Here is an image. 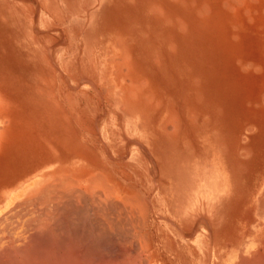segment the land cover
I'll return each instance as SVG.
<instances>
[{
	"label": "rangeland",
	"instance_id": "1",
	"mask_svg": "<svg viewBox=\"0 0 264 264\" xmlns=\"http://www.w3.org/2000/svg\"><path fill=\"white\" fill-rule=\"evenodd\" d=\"M63 83L86 137L56 138L35 168L33 101ZM263 182L264 0H0V264L23 244L29 264L68 247L83 263L205 264L208 205Z\"/></svg>",
	"mask_w": 264,
	"mask_h": 264
},
{
	"label": "crops",
	"instance_id": "2",
	"mask_svg": "<svg viewBox=\"0 0 264 264\" xmlns=\"http://www.w3.org/2000/svg\"><path fill=\"white\" fill-rule=\"evenodd\" d=\"M63 85L59 88V92L62 94H59L58 99L52 93L54 90L51 91L50 85L47 84V93L50 98L47 96L46 99L34 100L36 103L33 101L36 109L41 107V109L34 110L36 122L32 121V139L36 140V144L32 143V147H36L35 168H40L39 164L44 158L51 160L48 155L54 156L56 138L86 137L85 130L78 126L85 121L86 115L82 118H73V115L77 114V108L73 111L76 106H80L84 110L81 103L83 99L80 95H75L72 98L66 88H70V84L63 83ZM84 112L86 114L85 110ZM40 114L41 117H39ZM62 115L68 118L55 122V118ZM71 122L77 125L73 129L70 126ZM72 132L74 135L71 134ZM77 132L79 133L77 134ZM18 179L19 174L14 175L13 180L11 176L4 185L2 204L9 194L15 193L5 211L12 210L21 199V184L16 183ZM174 187L177 192L176 182ZM259 188L255 195L245 194L247 191L236 196L226 194V196H222L221 205H208L209 210L213 213L214 222L211 226L199 227L198 235L200 237L196 239V248L205 258V264H257L259 258L264 260V182L259 185ZM18 189H20L19 192H17ZM168 201L170 199L164 198V202ZM254 259H257V263L253 262Z\"/></svg>",
	"mask_w": 264,
	"mask_h": 264
},
{
	"label": "bare ground",
	"instance_id": "3",
	"mask_svg": "<svg viewBox=\"0 0 264 264\" xmlns=\"http://www.w3.org/2000/svg\"><path fill=\"white\" fill-rule=\"evenodd\" d=\"M126 57V56H125ZM123 71V70H122ZM4 123V122H3ZM255 143V142H254ZM63 179H68L67 177L66 178H63ZM58 180V179H57ZM59 181H61V180H59ZM65 181H67V180H65ZM57 182V181H56ZM70 183V182H69ZM77 183V182H76ZM76 183L74 184V185H76ZM28 184V185H27ZM26 185V189H31V186H33L32 184H34V182H32V181H30V182H28ZM67 184V183H66ZM65 184V185H66ZM83 186H84V182H82L81 183ZM61 185V184H60ZM70 185V184H69ZM25 185H23V187H24ZM23 187H22V185H21V187L20 188H22L23 189ZM43 187H45V186H43ZM67 187V186H66ZM65 187V188H66ZM70 188V187H69ZM96 188V187H95ZM42 189V188H41ZM58 189V188H57ZM72 189H74V188H72ZM72 189L70 188V193L69 194H67L68 196H70V194H71V192H72ZM87 191L90 189V196H91V198L89 199V200H91V204L93 203V201L94 202H99V197H100V195H99V197L97 196V192H95V190H91V188L90 187H86L85 188ZM64 190V189H63ZM32 191V190H31ZM56 191V190H55ZM60 191V190H59ZM65 191V190H64ZM75 191H77V190H75ZM68 192V191H67ZM74 192V191H73ZM58 193V192H57ZM60 193V192H59ZM66 193V192H65ZM64 192H62V194H65ZM82 193V192H81ZM61 194V193H60ZM77 196L76 197H78V196H80L79 194V191L77 192ZM37 195V194H36ZM40 195V194H39ZM73 195V194H72ZM81 195H83V194H81ZM60 196L61 195H59V198H60ZM63 197H64V195H62ZM61 196V197H62ZM84 197H85V195H83ZM105 196V195H104ZM67 196H65L64 198H66ZM73 197V196H72ZM81 197V196H80ZM199 197H201V196H199ZM73 198H75V195H74V197ZM73 198H71V199H73ZM35 199V198H34ZM37 199H38V197H37ZM53 199V198H52ZM54 199H55V197H54ZM57 199H58V197H57ZM67 199H69V200H71L70 199V197H68ZM66 199V200H67ZM78 198H76V200H77ZM80 200L79 201H81V198H79ZM84 199H86V197L84 198ZM103 199H105L106 200V197L105 198H103ZM36 200V199H35ZM83 200V199H82ZM104 200V201H105ZM38 201H40V198H39V200ZM42 201V200H41ZM40 201V202H41ZM56 201V200H55ZM54 201V202H55ZM61 201V200H60ZM65 200L63 199V202H64ZM72 201H75V200H72ZM79 201L77 202V203H79ZM84 201V200H83ZM86 201H87V199H86ZM59 202V201H58ZM57 201H56V203L58 204H56L57 206H60V205H62V206H64L63 205V203H61V204H59ZM43 203V202H42ZM65 203V202H64ZM68 204L70 203V201L69 202H67ZM77 203L76 204H74L75 206H77ZM81 203H82V201H81ZM90 203H88V204H90ZM71 204V203H70ZM84 204H86V202H84ZM94 204V203H93ZM92 204V205H93ZM98 204V203H97ZM42 205H44V204H42ZM72 205V204H71ZM70 205V206H71ZM81 205V204H80ZM87 205V204H86ZM127 205V204H126ZM41 206V205H40ZM56 206V207H57ZM67 206V205H66ZM66 206H64V207H66ZM75 206L73 207V209H76L75 208ZM90 206V205H89ZM44 207V206H43ZM48 207V206H47ZM54 207H55V205H54ZM63 207V208H64ZM69 207V206H68ZM72 207V206H71ZM78 207H80V206H78ZM82 207H83V205H82ZM92 207V206H91ZM94 207L96 208V206L94 205ZM2 208L3 209H5V205L4 206H2ZM86 209H87V206L85 207ZM45 209V208H44ZM50 209H52V208H50ZM56 209V208H55ZM59 209V208H58ZM57 209V210H58ZM61 209V208H60ZM67 209V208H66ZM102 209V208H101ZM2 209H0V211H1ZM46 210V209H45ZM68 210V209H67ZM71 210H72V208H71ZM77 210V209H76ZM52 211V210H51ZM53 211H54V209H53ZM61 211V210H60ZM64 211V210H63ZM69 211V210H68ZM68 211H67V213H68ZM75 211V210H74ZM82 211V210H81ZM83 211H84V209H83ZM259 211V210H258ZM31 212V211H30ZM87 212V211H86ZM85 212V213H86ZM107 212V211H106ZM1 213V212H0ZM56 213V212H55ZM58 213V212H57ZM61 213V216H62V213L63 212H60ZM78 213V212H77ZM91 213V212H90ZM110 213V212H109ZM70 214V213H69ZM76 214V213H75ZM105 214V213H104ZM1 215V214H0ZM47 215H49V216H47ZM84 215V214H83ZM46 216L47 217H50L51 215H50V212L49 213H46ZM68 216V215H67ZM79 216H81V215H79ZM94 216V215H93ZM93 216H92V218H93ZM72 217V216H71ZM85 217V216H84ZM104 217V216H103ZM97 218V217H96ZM110 218V217H109ZM115 218V217H114ZM48 218H40V220H39V222L40 223H42V225L43 224H45V225H47L48 224V221H46ZM50 219V218H49ZM84 219V218H83ZM94 219H95V217H94ZM33 220V219H32ZM88 220V219H87ZM103 220V219H102ZM90 221H91V219H90ZM104 221V220H103ZM108 221V220H107ZM113 221V220H112ZM37 223H38V221H37ZM40 223H38V224H40ZM55 223V222H54ZM75 223V222H74ZM93 223V222H92ZM104 223V222H103ZM109 223V222H108ZM89 224H90V222H89ZM98 224V223H97ZM107 224V223H106ZM111 224H114V223H111ZM44 225V227H46ZM93 225V224H92ZM115 225H116V223L114 224V228H115ZM37 226H39V225H37ZM41 226V225H40ZM95 226V225H94ZM102 226V225H101ZM43 227V226H42ZM109 228H111V227H109ZM113 228V229H114ZM117 228V227H116ZM258 228H260L259 226H258ZM46 229V228H45ZM86 229V228H85ZM38 230H40V229H38ZM110 230V229H109ZM115 230V229H114ZM48 231V230H47ZM96 232V231H95ZM38 233V232H37ZM103 233V232H102ZM48 234V233H47ZM46 234V235H47ZM106 234V233H105ZM113 234V233H112ZM80 235V234H79ZM99 235V234H98ZM104 235V234H103ZM111 235V234H110ZM87 236V235H86ZM55 237V236H54ZM106 237V236H105ZM113 237V236H112ZM114 238V237H113ZM119 238V237H118ZM3 239H5V238H3ZM114 240V239H113ZM49 241V240H48ZM107 241V240H106ZM109 241V240H108ZM131 241V240H130ZM19 242H20V240H19ZM55 242V241H54ZM79 242V241H78ZM87 242V241H86ZM100 242V241H99ZM115 242V241H114ZM50 243V242H49ZM95 243V242H94ZM103 243V242H102ZM107 243V242H106ZM105 244V243H104ZM112 244V243H111ZM116 244V243H115ZM50 245V244H49ZM53 244H51V246H52ZM110 247V246H109ZM108 247V248H109ZM23 248H25V245L23 244L22 246H21V249H20V255H21V262H19L18 261V263L17 264H29V259H31V256H29L28 254H27V251L25 250V249H23ZM55 248V247H54ZM107 248V247H106ZM93 249V248H92ZM100 249V248H99ZM130 249V248H129ZM134 249V248H133ZM3 250V249H2ZM26 251V252H24V251ZM56 250V249H55ZM65 251H63L62 253H60V257L59 256H57V254H55L60 260H56V258L54 257L55 255H54V253L53 252H47L48 253V256L50 255V257H49V259H50V261H49V263H47L46 262V264H101L98 260H97V258H95L96 260H95V262H93L92 260H94V258L91 260V262H87V260L85 261L86 263H83L82 262V260H80L79 259V253H78V251H80L79 250V248H76V247H68V248H66V249H64ZM11 252H12V255H13V251L14 250H10ZM10 251H8V252H10ZM17 251V250H16ZM32 251V250H31ZM97 251V250H96ZM108 251H110V249L108 250ZM58 252V251H57ZM107 252V251H106ZM117 252V251H116ZM16 252L14 251V254H15ZM17 253H18V251H17ZM17 253L14 255V256H16L17 255ZM50 253V254H49ZM100 253V252H99ZM108 253V252H107ZM132 253V252H131ZM244 253V252H243ZM98 254V253H97ZM104 254V253H103ZM108 254H110V252L108 253ZM117 254V253H116ZM122 254V253H121ZM125 254H126V252H125ZM5 255H6V253H5ZM32 255V254H31ZM86 255V254H85ZM99 255V254H98ZM111 255V254H110ZM13 256V257H14ZM36 256V255H35ZM48 256H46L47 258H48ZM88 256V255H87ZM93 256V255H92ZM99 256H102V255H99ZM113 256V255H112ZM84 257V256H83ZM91 257V256H90ZM96 257V256H95ZM23 258H25V259H23ZM26 258H28V259H26ZM41 258V257H40ZM40 258H38L37 260H41V261H46L47 259H44L43 260V258H45L44 256L42 257V259H40ZM85 258V257H84ZM111 258H113V257H111L110 256V259ZM118 258V257H117ZM18 259V258H17ZM88 259V258H87ZM99 259V258H98ZM107 259H109V258H107ZM134 259V258H133ZM243 259V258H242ZM259 259H261V258H259ZM258 259V263H257V259H254L253 260V262L254 261H256V263L257 264H264V260L263 259H261V260H259ZM14 260V259H13ZM36 260V261H37ZM62 260V261H61ZM99 260H101V259H99ZM117 260H119V259H117ZM131 260V259H130ZM11 261V260H10ZM106 261V260H105ZM110 261H112V260H110ZM122 261V260H121ZM135 261V260H134ZM34 263H35V261H33ZM112 262H114V261H112ZM129 262V261H128ZM244 262V261H243ZM6 263V262H5ZM44 264H45V262H43ZM106 262H104V264H105ZM111 262H108V264H110ZM132 263H133V261H132ZM135 263V262H134ZM3 264V263H2ZM12 264V263H11ZM40 264V263H39ZM107 264V263H106ZM111 264H113V263H111ZM114 264H116L115 262H114ZM255 264V263H254Z\"/></svg>",
	"mask_w": 264,
	"mask_h": 264
}]
</instances>
